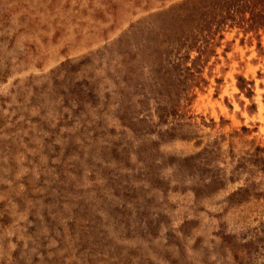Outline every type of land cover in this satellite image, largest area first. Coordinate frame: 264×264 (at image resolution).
I'll list each match as a JSON object with an SVG mask.
<instances>
[{"label": "rangeland", "instance_id": "obj_1", "mask_svg": "<svg viewBox=\"0 0 264 264\" xmlns=\"http://www.w3.org/2000/svg\"><path fill=\"white\" fill-rule=\"evenodd\" d=\"M242 8L0 0V264H264V29Z\"/></svg>", "mask_w": 264, "mask_h": 264}, {"label": "trees", "instance_id": "obj_2", "mask_svg": "<svg viewBox=\"0 0 264 264\" xmlns=\"http://www.w3.org/2000/svg\"><path fill=\"white\" fill-rule=\"evenodd\" d=\"M241 3V7H243L241 10L242 12H245V9H251V7L257 12L252 13V16L249 17V19H242V25H246L249 30L254 31L257 33V31L263 27L264 29V0H238ZM253 21V22H252ZM259 38V37H258ZM260 44L258 43V46ZM239 87L241 90L246 89L247 94L251 95L252 91L250 88H246L245 84H250V82H246L244 78L239 77Z\"/></svg>", "mask_w": 264, "mask_h": 264}]
</instances>
